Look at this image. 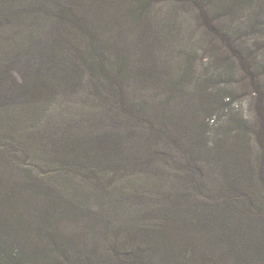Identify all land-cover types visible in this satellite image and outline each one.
Masks as SVG:
<instances>
[{
	"label": "trees",
	"instance_id": "trees-1",
	"mask_svg": "<svg viewBox=\"0 0 264 264\" xmlns=\"http://www.w3.org/2000/svg\"><path fill=\"white\" fill-rule=\"evenodd\" d=\"M217 1L0 0V264H264V53ZM186 37L255 84L246 142L171 111L210 103Z\"/></svg>",
	"mask_w": 264,
	"mask_h": 264
},
{
	"label": "rangeland",
	"instance_id": "rangeland-1",
	"mask_svg": "<svg viewBox=\"0 0 264 264\" xmlns=\"http://www.w3.org/2000/svg\"><path fill=\"white\" fill-rule=\"evenodd\" d=\"M221 2L225 4H220L217 1L215 6L220 8V5H223L220 9L222 11L230 3H236L239 6H233V12L228 15V18H234L239 22L238 31L240 32L238 36L242 38L241 42L237 43V50L240 48L244 50L250 60L256 52L264 53V26L258 27V23L256 24L253 21L251 16V12L254 11L252 2L250 0H221ZM157 14L155 11V18L160 17ZM207 15L209 18L210 11ZM211 16L209 18L210 22L213 20V23H216L215 19L212 18L213 16ZM236 35L235 32L233 37H236ZM204 43L203 48L202 46L197 48L198 44L193 39L186 37L183 47L191 60L190 69L189 67L187 69L189 78H195V84H202L206 81L207 92L210 93V103L206 104L205 101H202L201 104L197 96L194 95L193 86L189 85L187 93L182 94L180 98L177 97L171 111L182 115L184 118L186 117L194 130H197L200 123V129L205 136H208L207 140L211 144L213 138H216V140L225 138L224 141L228 138L226 146L234 144L233 141L236 137H239L237 139L242 138V141L246 142V137L242 133L246 127H249L246 121H252L251 95L253 94L251 89L255 88V84L250 80L249 74L239 71V61L234 51H227V48L219 40H216L215 44L211 40H205ZM176 46L181 45L176 44ZM173 56H175L173 61L177 62L179 56L175 50ZM263 57L261 55V58ZM225 60L230 67L224 68L227 64ZM183 65L184 62H181L180 72L185 69ZM190 84L195 85L192 81H190ZM261 85L259 83L258 86ZM222 96L225 97L222 98ZM228 99L229 103L224 105L223 101L226 102Z\"/></svg>",
	"mask_w": 264,
	"mask_h": 264
}]
</instances>
